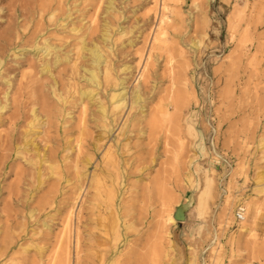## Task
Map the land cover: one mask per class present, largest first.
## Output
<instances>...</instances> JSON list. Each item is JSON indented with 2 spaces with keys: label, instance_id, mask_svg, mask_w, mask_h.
Instances as JSON below:
<instances>
[{
  "label": "rangeland",
  "instance_id": "1",
  "mask_svg": "<svg viewBox=\"0 0 264 264\" xmlns=\"http://www.w3.org/2000/svg\"><path fill=\"white\" fill-rule=\"evenodd\" d=\"M0 264H264V0H0Z\"/></svg>",
  "mask_w": 264,
  "mask_h": 264
},
{
  "label": "bare ground",
  "instance_id": "2",
  "mask_svg": "<svg viewBox=\"0 0 264 264\" xmlns=\"http://www.w3.org/2000/svg\"><path fill=\"white\" fill-rule=\"evenodd\" d=\"M111 1V0H110ZM109 6V5H108ZM166 6V5H165ZM23 7V6H22ZM110 7V6H109ZM107 10V9H106ZM43 24V23H42ZM107 26V25H106ZM3 34V33H2ZM4 34H6V33H4ZM161 33H159L158 34V37H156V40H158V38H159V35H160ZM103 35V34H102ZM48 42V41H47ZM46 43V42H45ZM47 44H49V42L47 43ZM262 44V43H261ZM94 45V44H93ZM36 47V46H35ZM56 47V46H55ZM54 47V48H55ZM91 47V46H90ZM87 48V47H86ZM94 48V47H93ZM44 49H45V46H44ZM57 49V48H56ZM84 49V48H83ZM45 51V50H44ZM87 51V50H86ZM91 52H92V61H91V63H92V69L91 70H89V73H90V75H91V80H93V81H98V69H99V67H100V65H102L103 63H102V55L100 54V52H99V50H97V49H93V50H91ZM90 52V53H91ZM102 53V52H101ZM40 54V53H39ZM43 54V53H42ZM62 58V57H61ZM90 58V57H89ZM52 59V58H51ZM106 59V58H105ZM55 60H57L56 58H55ZM60 61V60H59ZM66 61V60H65ZM68 61V60H67ZM43 62V61H42ZM47 62V61H46ZM55 63H56V61H55ZM102 63V64H101ZM47 65V64H46ZM48 66V65H47ZM7 69V68H6ZM41 69V68H40ZM50 69V68H49ZM84 69V68H83ZM130 69V68H129ZM8 70V69H7ZM10 70V69H9ZM49 71V70H48ZM44 72H46V71H44ZM101 72V71H100ZM2 73V72H1ZM46 73H48V72H46ZM88 73V74H89ZM3 74V73H2ZM25 74V73H24ZM28 74V73H27ZM38 74V73H37ZM83 75H84V73H83ZM4 76V75H3ZM2 76V77H3ZM85 78V77H84ZM88 82V81H87ZM6 83V82H5ZM10 83V82H9ZM98 83V82H97ZM123 86V85H122ZM6 90V89H5ZM85 92V91H84ZM57 94H59V93H57ZM119 94V93H118ZM21 95V94H20ZM136 95V94H135ZM138 95V94H137ZM6 96V95H5ZM8 96V95H7ZM58 96V95H57ZM21 97V96H20ZM92 97V96H91ZM8 98V97H7ZM87 98V97H86ZM115 98V97H114ZM136 98V97H135ZM141 98V97H140ZM118 99H120V97L118 98ZM118 99H116V100H118ZM122 99V98H121ZM120 99V100H121ZM124 99H125V97H124ZM123 99V100H124ZM119 101V100H118ZM25 103V102H24ZM93 103V102H92ZM117 103V102H116ZM45 104V103H44ZM50 105V104H49ZM52 105V104H51ZM115 105V104H114ZM13 106H14V104H13ZM52 107V106H51ZM102 109V108H101ZM34 111V110H33ZM32 111V112H33ZM52 112H54V111H52ZM44 113V112H43ZM87 113V112H86ZM35 114V113H34ZM156 116V115H155ZM34 117V116H33ZM39 119V118H38ZM188 130H189V132L191 133V134H193L194 135V131H195V129H194V127H193V124L192 123H188ZM7 134V133H6ZM197 134V133H196ZM195 137H196V135H195ZM81 151V150H80ZM57 165V164H56ZM58 175V174H57ZM18 177V176H17ZM19 184V183H18ZM17 184V185H18ZM11 189V188H10ZM101 189V188H100ZM17 192H18V190H17ZM183 209H184V207H183ZM244 213H245V211H244ZM30 215H31V213H30ZM182 215H183V211H182V209H181V211H178V213H177V217H179V218H181L182 217ZM173 218H172V216H169L168 217V220L167 221H171ZM172 221H174V220H172ZM171 221V222H172ZM170 223V222H169ZM146 260V259H145Z\"/></svg>",
  "mask_w": 264,
  "mask_h": 264
},
{
  "label": "built area",
  "instance_id": "3",
  "mask_svg": "<svg viewBox=\"0 0 264 264\" xmlns=\"http://www.w3.org/2000/svg\"><path fill=\"white\" fill-rule=\"evenodd\" d=\"M234 218L237 220V221H242L244 219V208L243 206H238L236 209H235V212H234Z\"/></svg>",
  "mask_w": 264,
  "mask_h": 264
}]
</instances>
